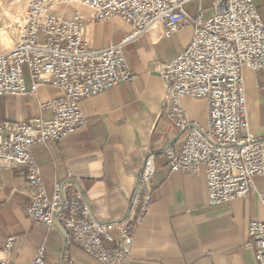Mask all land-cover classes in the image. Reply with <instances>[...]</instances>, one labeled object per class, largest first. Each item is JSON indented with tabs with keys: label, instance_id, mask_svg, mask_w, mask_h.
I'll return each instance as SVG.
<instances>
[{
	"label": "built area",
	"instance_id": "1",
	"mask_svg": "<svg viewBox=\"0 0 264 264\" xmlns=\"http://www.w3.org/2000/svg\"><path fill=\"white\" fill-rule=\"evenodd\" d=\"M201 0H28L25 24L16 44L0 51V97L37 96L49 85L58 94L38 100L41 114L29 121H0V157L28 167L34 189L27 206L29 217L52 229L59 224L66 247L77 246L103 264H127L136 229L154 199L152 179L158 153H149L142 167L127 215L117 221H100L91 211L82 190L69 178L56 182L50 193L33 147L58 141L83 128L88 120L81 101L122 83L132 82L125 48L155 26H164L170 38L187 25L194 32L190 43L170 61L159 65L171 107L169 120L184 131V143L167 149L171 172L205 171L208 203L219 205L248 197L254 178L264 177V138L256 137L248 122L244 68L264 71V21L254 0H215L212 14L189 4ZM79 3L93 11V20L116 16L131 26L118 43L93 48L84 38L83 16L65 19L50 13L59 4ZM184 97L205 99L208 125L193 121L182 106ZM264 209V193H259ZM256 259L264 264V216L249 224ZM16 239L0 244V264H18L9 255ZM41 245L34 264H46ZM62 264H75L65 253Z\"/></svg>",
	"mask_w": 264,
	"mask_h": 264
},
{
	"label": "crops",
	"instance_id": "2",
	"mask_svg": "<svg viewBox=\"0 0 264 264\" xmlns=\"http://www.w3.org/2000/svg\"><path fill=\"white\" fill-rule=\"evenodd\" d=\"M264 21V0H254ZM28 0L16 10L0 13V51L12 48L25 24ZM65 19L83 16L84 38L93 48L120 42L131 26L116 16L95 22L88 6L59 4L50 10ZM193 26L187 25L167 38L164 26H155L125 48L135 72L132 82L122 83L81 101L87 124L58 141L33 147L47 190L71 178L82 190L93 216L100 221L124 218L147 155L158 153L152 179L154 199L136 229L127 264H259L249 236V224L264 216L259 193L264 177L254 178L255 190L246 198L210 205L205 171L193 174L171 172L167 149L184 143V131L167 117L172 101L159 74V65L177 57L190 43ZM248 122L251 132L264 138V71L244 68ZM58 92L49 85L37 96L0 97V121H29L50 112H40L38 100ZM187 115L202 127L208 125L205 99L184 97ZM34 189L28 167L0 157V244L16 239L9 257L18 264H34L37 249L45 245L46 264H62L68 252L75 264H103L77 246L66 247L59 224L52 229L35 223L27 213Z\"/></svg>",
	"mask_w": 264,
	"mask_h": 264
},
{
	"label": "rangeland",
	"instance_id": "3",
	"mask_svg": "<svg viewBox=\"0 0 264 264\" xmlns=\"http://www.w3.org/2000/svg\"><path fill=\"white\" fill-rule=\"evenodd\" d=\"M25 1L26 0H0V13L6 15V12L16 10L23 5ZM214 1L215 0L194 1L191 2L188 7L192 13H196V11L202 8L205 11V15L208 16L212 14Z\"/></svg>",
	"mask_w": 264,
	"mask_h": 264
}]
</instances>
